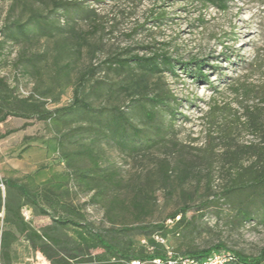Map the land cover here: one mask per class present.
Listing matches in <instances>:
<instances>
[{"label": "rangeland", "instance_id": "1", "mask_svg": "<svg viewBox=\"0 0 264 264\" xmlns=\"http://www.w3.org/2000/svg\"><path fill=\"white\" fill-rule=\"evenodd\" d=\"M65 1H76L90 16L68 21L55 6ZM156 53H167L176 64L201 61L207 79L197 80L179 66L176 75H142L107 63L114 56ZM0 77L11 89L12 104L27 99L26 108L55 111L72 105L78 92L96 111L126 112L156 141L128 153L88 132L73 138L75 129L94 124L82 110L44 121L29 109L32 119L10 116L0 124L1 181L56 188L85 213L94 232L120 247L149 242L150 236L138 229L123 233L124 227L162 225L151 239L164 255L222 244L254 257L264 248L262 217L243 222L221 197L243 168L264 156V2L236 0L221 12L205 7L204 0H0ZM161 92L173 97L168 105L176 115L159 108L151 122L137 101ZM10 130L15 132L6 135ZM87 152L99 173L115 176L121 188L81 180V173L94 168ZM0 190L5 197L3 184ZM102 190L105 200L97 201ZM114 196L128 205L135 200L140 209H118L111 218L108 202ZM10 197L23 203L15 191ZM22 216L39 233L81 247L80 254L102 253L91 248L90 234L57 228L52 216L34 206L25 205ZM5 219L2 212L0 240L10 231L11 264H51Z\"/></svg>", "mask_w": 264, "mask_h": 264}, {"label": "trees", "instance_id": "2", "mask_svg": "<svg viewBox=\"0 0 264 264\" xmlns=\"http://www.w3.org/2000/svg\"><path fill=\"white\" fill-rule=\"evenodd\" d=\"M236 0H204V6H211L221 12H226L230 8V3ZM264 2V0H260ZM56 8L63 9L64 17L68 21H73L76 17H89L90 13L76 1H65L57 3ZM43 29L46 27L42 26ZM18 30L21 34H25V26H19ZM110 69L120 71H139L142 75H160L170 73L176 75V67L179 66L183 70L189 72L197 80H206L203 75V64L201 61H193L194 64H176L175 60L168 56L167 53H156L152 57L132 56L121 58L114 56L108 59ZM11 89L4 78L0 77V124L5 123L10 116L24 118L30 120L33 118L34 112L40 120L47 121L56 116L71 114L76 110L85 112L86 118L94 123L88 127L75 129L72 136L88 132L94 134L96 139H106L112 142L122 151L135 153L139 151L143 145L151 146L152 141L144 129L138 128L126 112L121 109L113 108L110 111H96L79 97L77 92L75 101L69 107L57 109L55 111H47L40 108L39 105H32L26 108L28 100L17 101L12 104L9 100ZM174 100L168 92H161L154 97L142 95L137 101L139 108L149 121L154 122L158 116L159 108H166L170 114L175 117L176 111L171 109L168 102ZM30 109V110H29ZM255 118V117H254ZM256 120V119H255ZM77 130V131H76ZM14 130L7 131L6 135L14 133ZM89 154L90 159L94 162V168L87 173H81L80 178L85 184L89 185V180H105L107 188H121V182L115 180V176L99 173V164L95 161L94 156ZM93 175H90V174ZM8 193L4 197L0 190V214L4 212L5 221L11 223L19 230V233L25 236L26 240L31 244L32 248L43 254L51 264H70L76 261L81 264H131L134 261H141L145 264H153L155 260H161L164 264H168L169 260H177L179 257L203 259L216 252H224L228 255L229 261L226 264H264V248H262L257 256H248L243 253L230 251L222 244L214 245L207 249L192 250L178 255H164L156 250L155 242L151 237L162 231L164 226H140L136 228L124 227L121 231L129 233L132 230H140L143 234L150 236L147 245L140 247H120L119 244L106 237L104 234L94 232L91 225L87 222L85 213L78 207L65 202L58 190L49 185L36 189H31L27 185L17 183L13 180H0ZM15 191L23 203L14 204L10 197V192ZM104 190L99 191L95 195L97 201L105 200ZM223 200L236 211V216L243 222L255 220L257 216H261L264 221V156L261 157L259 163H254L249 167L243 168L236 176L231 184L223 190L221 195ZM104 202H107L104 201ZM25 205L36 207L42 215L52 216L57 228L76 227L91 235L94 246L102 250L101 254L93 255L91 251L87 254H80L81 247H70L64 244L57 236L48 232L42 234L32 229L22 216V209ZM118 209H132L137 211L140 209L137 201L133 200L126 203L119 196H114L112 201L108 202V213L112 218L115 214L113 211ZM185 209L176 212L172 218L184 213ZM181 212V213H180ZM113 220V219H111ZM10 231H3L0 240V264H11V242Z\"/></svg>", "mask_w": 264, "mask_h": 264}, {"label": "built area", "instance_id": "3", "mask_svg": "<svg viewBox=\"0 0 264 264\" xmlns=\"http://www.w3.org/2000/svg\"><path fill=\"white\" fill-rule=\"evenodd\" d=\"M172 256V255H170ZM229 257L224 252H216L203 259L179 257L177 260H169L168 264H226ZM131 264H145L141 261H134ZM153 264H164L161 260H155Z\"/></svg>", "mask_w": 264, "mask_h": 264}]
</instances>
